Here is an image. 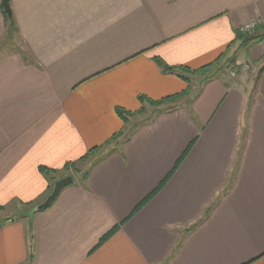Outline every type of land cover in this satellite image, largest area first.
I'll return each instance as SVG.
<instances>
[{
	"label": "crops",
	"instance_id": "1",
	"mask_svg": "<svg viewBox=\"0 0 264 264\" xmlns=\"http://www.w3.org/2000/svg\"><path fill=\"white\" fill-rule=\"evenodd\" d=\"M9 7L23 52L1 48L0 0V264H264V27L238 33L264 0ZM228 53L250 70L192 73Z\"/></svg>",
	"mask_w": 264,
	"mask_h": 264
},
{
	"label": "water",
	"instance_id": "2",
	"mask_svg": "<svg viewBox=\"0 0 264 264\" xmlns=\"http://www.w3.org/2000/svg\"><path fill=\"white\" fill-rule=\"evenodd\" d=\"M1 5H2V8H3L4 12L6 13V15L9 16L11 13L10 7H9V0H1ZM263 71H264V65L259 69L256 80L259 78V76L261 75V73ZM72 183H73V179L71 176H66L62 179L54 181L53 188H52L51 192L49 193V195L45 198V200L41 204L35 206L28 213V216L32 217L35 213H38L42 210L47 209L53 203V201L56 199V197L61 192V190L64 189L65 187L71 185Z\"/></svg>",
	"mask_w": 264,
	"mask_h": 264
},
{
	"label": "rangeland",
	"instance_id": "3",
	"mask_svg": "<svg viewBox=\"0 0 264 264\" xmlns=\"http://www.w3.org/2000/svg\"><path fill=\"white\" fill-rule=\"evenodd\" d=\"M2 49H9V51H14V52H23V50L21 49L20 45H19V40L18 37L15 33V31L12 29L10 30L9 34H8V39L6 41V45L3 44V46L1 47ZM230 56V54L228 53L227 55L224 56V58L222 59L220 64H223V66L221 67L220 70H224L229 68L230 69V74H234L237 75L240 71H245L248 72L249 70H243L242 69V65H238V66H233V64L230 63L231 60H233V57H231V60H228V57ZM230 59V58H229ZM234 62V61H233ZM230 63V64H229ZM264 78V75H263ZM193 86V85H192ZM195 88V87H194ZM200 92V90L198 91L196 88L193 90V93H197ZM193 96H196L195 94L191 95L190 97L193 98ZM189 97V99H190ZM149 115H145L144 117H147ZM142 117V118H144ZM133 125V124H132ZM128 129H132L130 126H128ZM106 148V147H105Z\"/></svg>",
	"mask_w": 264,
	"mask_h": 264
},
{
	"label": "trees",
	"instance_id": "4",
	"mask_svg": "<svg viewBox=\"0 0 264 264\" xmlns=\"http://www.w3.org/2000/svg\"><path fill=\"white\" fill-rule=\"evenodd\" d=\"M5 18H6V22L8 23V29H9V31L10 30H14V21H13V17H12V13H10V15L8 16V15H6L5 14ZM260 28V27H259ZM258 29V28H257ZM256 29V30H257ZM255 30V31H256ZM241 37H245V35H243V34H240L239 35V38H241ZM264 38V33L263 34H258L257 35V37H256V41H258V42H260L262 39ZM225 56V55H224ZM224 56H222V57H220L219 59H217L216 61H215V63H213V64H210V65H207V66H205V67H203V68H201V69H198V70H196V71H192V73H197V74H199V75H201V74H207V72H210L211 70H213V69H215V73L217 72V71H219L220 69H221V67L223 66V64H220L221 63V61H222V59L224 58ZM232 58H228V60H231ZM158 64H159V66L164 70V71H171V69L169 68V67H167L161 60H157L156 61ZM230 63L232 64L233 63V60H231L230 61ZM229 63V64H230ZM215 64V65H214ZM214 66V67H213ZM191 72V71H190ZM212 76H213V74H212ZM182 78H184V80H187V78L185 77V76H183ZM180 97H181V95H180ZM93 150H95V149H93ZM84 176H86V174L84 175ZM84 178V177H83ZM155 192L156 191H154L153 193H152V195L153 194H155ZM114 231V229L111 231V232H109V233H107V235H105L104 237H103V239L104 238H107L108 236H110L111 234H112V232ZM103 239H101V240H103Z\"/></svg>",
	"mask_w": 264,
	"mask_h": 264
},
{
	"label": "built area",
	"instance_id": "5",
	"mask_svg": "<svg viewBox=\"0 0 264 264\" xmlns=\"http://www.w3.org/2000/svg\"><path fill=\"white\" fill-rule=\"evenodd\" d=\"M259 27L260 28L264 27V15L257 17L255 19H252V20L246 22L245 24L241 25L238 28V33L246 35V34L254 32ZM259 43L264 50V38ZM250 67H251V65L249 64V62L242 64L243 70H246V69L250 70Z\"/></svg>",
	"mask_w": 264,
	"mask_h": 264
}]
</instances>
